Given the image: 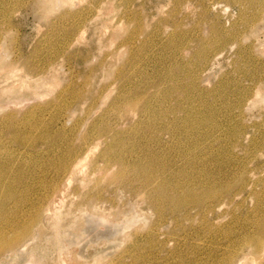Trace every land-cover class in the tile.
I'll return each instance as SVG.
<instances>
[{
    "label": "rangeland",
    "instance_id": "1",
    "mask_svg": "<svg viewBox=\"0 0 264 264\" xmlns=\"http://www.w3.org/2000/svg\"><path fill=\"white\" fill-rule=\"evenodd\" d=\"M91 1L0 0V159L39 192L55 185L61 150L81 135L96 143L59 184L40 238L0 264H264V238L254 259L245 242L264 228V0ZM87 3L95 10L77 25ZM19 127L35 128L34 146L9 138ZM141 144L184 167L178 180L201 172L202 186L229 194L213 210L168 211L115 165L90 172L104 148L110 163H131ZM93 185L112 199L103 218L75 205Z\"/></svg>",
    "mask_w": 264,
    "mask_h": 264
},
{
    "label": "bare ground",
    "instance_id": "2",
    "mask_svg": "<svg viewBox=\"0 0 264 264\" xmlns=\"http://www.w3.org/2000/svg\"><path fill=\"white\" fill-rule=\"evenodd\" d=\"M101 1L102 0H92L91 2L93 5H96ZM123 2V4H126V7H128L129 3L133 2V0H124ZM93 5H88L87 3L81 8V14L78 17L77 25L86 23L87 20L90 19L95 10ZM133 37L134 35L132 33L127 37V40H131ZM0 48L2 49L1 46ZM168 84L169 85H166L165 87L167 91L162 94V97L166 102H170L174 99L171 98L173 94L171 91L175 89V86L172 83ZM136 108L137 104L135 107H132L133 113L137 111ZM144 111H147V109ZM184 111L186 118L185 120L188 122V116L192 113V110L184 108ZM154 113L155 117L156 112ZM173 129V127L164 126L160 131L162 133L164 131L173 132L175 131ZM34 130L35 128L32 130H25L23 127H19L17 133L9 138L14 142H19L25 148H30L34 146L35 137L32 135ZM195 133L196 134L193 135L190 134L188 130H186V134H190V136H198V140L201 141L199 137V135H201L200 130H196ZM43 136H41V139ZM84 138L85 136L81 135L78 141L72 142L69 147L61 150L59 155L60 163L56 168L55 173V185H53V179H51L48 183L46 181L44 185L41 183L42 188H40L41 190L39 192H37L35 187L30 185V182H28V172L17 173L15 172L16 169H14L12 166L15 161H13L10 166H8L6 159H0V255H3L7 252L8 255L14 256L16 249L19 247H24L26 245V241L32 239L33 237L36 239L40 238L41 234L43 233V225L41 221L42 217H44L47 210L50 211V201L53 196L60 192L61 188L58 187L59 184H62V181H69L72 175H75V172L79 169V166L84 163L88 157L93 155H90V153L93 152V148L96 143L91 145L90 141H84ZM199 141L196 142L194 147L200 151L202 148L198 149V146H201L202 144ZM80 142L82 144H79ZM141 145L143 147L140 148L141 155L131 160V163L116 158H114V161H111L112 163H110L104 148L100 154L94 158L95 162H98V159H100L104 161V164L102 167H96L92 165L90 172L93 173L97 168H102L105 172H108V170H110L111 167L113 168L115 165L117 167V171L127 172L132 178H136L138 182L142 183L143 186L139 192L143 195L151 194L148 196L150 197L148 202L151 207L155 208L157 207L158 202H163L167 203L171 208H167L168 211H176L178 205H183L184 208L189 207L187 208V211H190L193 208L199 211L213 210L222 203L219 199L222 196H227L229 194L226 193L228 192L227 189L221 191L217 188L202 186L198 179V177H200L198 174L201 175V172L198 174L193 172L187 175L186 171L185 175L183 176V179L185 178L184 182L183 179L178 180L179 175L182 172L184 173V167L177 168V166L163 162L159 154L153 151L151 152L149 148L145 146V144ZM188 150L190 151V149ZM10 156L11 155H9V157ZM193 162L194 161L191 160L190 165H192ZM90 172L88 171L89 174ZM114 176L115 174L112 175V178ZM166 177L173 178V182L168 184L166 182ZM41 180L42 178L40 176L34 174L32 176L31 183L34 181L40 183ZM249 180L246 184H248V187L251 190L254 183L252 181L249 182ZM91 189H93L90 190L92 192L89 190L80 193L78 192V194L75 192L78 196L81 195L80 199L75 205L77 206V209L83 206L85 207L82 209L83 211L89 210L90 212L87 213L90 215H96L100 216L99 218H103L104 216L102 215L105 214V206L103 207V205L109 204L111 207L112 199L109 196L106 198V195L101 193V188H98V186L95 187L93 185ZM238 193L239 192L232 193L230 199L233 201L234 196ZM93 204L95 206L94 210V206H92ZM256 235L259 237L257 240H252L251 238L245 239L249 250L248 255L253 259L262 254L261 252L263 251V247H261V240L264 238V228L257 232ZM225 264H238V259H231L229 257L226 259Z\"/></svg>",
    "mask_w": 264,
    "mask_h": 264
}]
</instances>
